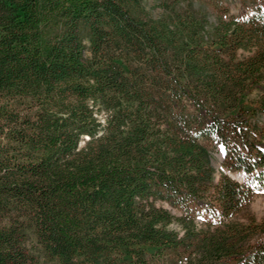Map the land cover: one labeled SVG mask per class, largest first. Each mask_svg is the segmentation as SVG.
<instances>
[{"label":"trees","instance_id":"trees-1","mask_svg":"<svg viewBox=\"0 0 264 264\" xmlns=\"http://www.w3.org/2000/svg\"><path fill=\"white\" fill-rule=\"evenodd\" d=\"M206 1L0 0V264H264V5Z\"/></svg>","mask_w":264,"mask_h":264},{"label":"rangeland","instance_id":"rangeland-1","mask_svg":"<svg viewBox=\"0 0 264 264\" xmlns=\"http://www.w3.org/2000/svg\"><path fill=\"white\" fill-rule=\"evenodd\" d=\"M143 3L146 9L153 16H160L163 13L164 7L166 4L175 5L179 8L187 7L190 4H193L197 8L204 9L205 11L210 12L211 19L214 18V15L212 14L213 7L206 0H143ZM228 4H229L231 12L238 15V14H242L247 8L248 9L252 8L253 6L257 4L264 5V2L261 0H229ZM104 116H105L104 114H100L99 117L103 120ZM86 139L87 138H85V140ZM213 163H214L215 168L217 169L216 170L217 175H219L220 173L219 170H221V163H222V156L220 155L219 151L214 152ZM234 175H238L236 176V178L241 181L244 179L243 174L240 175L238 173ZM250 209L258 215L264 213V193L263 192H259L251 198ZM171 225L175 226L174 223H172ZM30 237L31 238L27 243L29 250L39 258L40 263L41 264H55V261L48 258L45 252H43V249L39 245L37 238L34 235L33 236L31 235Z\"/></svg>","mask_w":264,"mask_h":264},{"label":"water","instance_id":"water-1","mask_svg":"<svg viewBox=\"0 0 264 264\" xmlns=\"http://www.w3.org/2000/svg\"><path fill=\"white\" fill-rule=\"evenodd\" d=\"M220 155L222 156V158H223V155H222V153H220Z\"/></svg>","mask_w":264,"mask_h":264}]
</instances>
